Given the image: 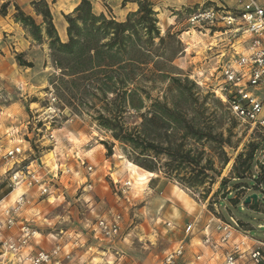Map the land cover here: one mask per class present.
Returning <instances> with one entry per match:
<instances>
[{
	"label": "rangeland",
	"instance_id": "rangeland-1",
	"mask_svg": "<svg viewBox=\"0 0 264 264\" xmlns=\"http://www.w3.org/2000/svg\"><path fill=\"white\" fill-rule=\"evenodd\" d=\"M261 1L264 3V0ZM210 2L205 1L203 4L183 7L177 11L175 29L165 28L164 21L161 20L159 26L163 36L169 33L179 35L167 36L162 45L159 39L156 40L160 53L168 51L170 55L171 51L178 50L173 59L175 72L179 73L177 76L182 79L189 80V83L184 85L190 89L194 98H198V103L192 106L193 110L189 113L193 114L194 110H199L206 112L207 115L213 113L225 115L223 127L225 136L229 135L227 129L234 124L231 142L235 148L225 147L230 158L225 167L217 160L220 150L216 146L210 148L205 144L207 155L216 161V167L221 172V176H217L213 171L207 172L209 175L207 181H210V177L217 180L207 199H203V194L209 190V182L204 187L190 188L176 179L166 177L164 173H154L156 176H153L152 172L141 170V167L129 159L123 144L99 125L96 119L100 113L109 115L108 111L114 109L121 114L123 111L121 98L115 104H109L110 101L100 99L101 96L98 99L78 96L71 106L66 96L67 92L58 93L56 90L57 84L54 81L61 76V70L55 66L47 43L38 45L34 41V44L42 47L48 55L46 66L49 74L43 82L37 80L36 83L35 74L31 72L26 74L13 69L14 56L17 60V55L23 57V54L13 55L17 53L13 50L11 57L6 59L1 57L4 53L0 51V147L3 150L22 143L26 149L24 156L33 158L34 155H40L39 151L42 149L36 148L34 141L41 131H44V124H50L52 129L62 127L71 120L70 123L77 122V125L87 126L93 132L94 138L85 145L87 149H92L98 141L108 142L113 148L111 156L117 161L115 167L126 169L128 166L127 174L121 178L132 177L135 181L133 188L124 195L114 185V180L120 177L114 173L112 176L100 178L98 161L87 158L90 162L85 161L94 165L97 173L93 176V189H85L84 167L80 163L77 165L70 163L78 158L72 154L62 157L54 151V145L46 147L44 161L47 168L55 169L59 163L64 164L63 169L69 166L74 172L63 177L64 187L61 192L64 196L51 198V201H36L29 210V214L35 220L34 227L41 234L36 239L37 243H34L36 249H50L54 243L61 241L66 244L67 250L72 251V258L65 260L64 264H162L166 252L183 237L182 229L186 223L197 221L198 228H202L213 216L223 219L234 216L242 223L244 229L251 231L253 237L264 240V227H260L261 224L264 226V181L262 184L254 181V178L259 176L264 179V134L239 124L228 105L219 96L221 94L219 89L223 84L221 66L232 59L235 48L244 43L243 37L233 38L234 32L226 31L227 28L224 27L207 26L200 29L193 28L188 22L190 14L198 10L222 6L237 9L240 3L239 0ZM108 11V17H112L110 7ZM54 19L58 31L63 32L65 16L56 12ZM142 85L147 89L153 87L150 90L151 97L164 100L169 82H144ZM51 94L58 98V102L53 104L56 113L54 109L50 110L48 107ZM143 98L145 108L141 111L127 108L122 112L123 121L130 127L139 125L142 122L141 113L148 112L151 106L152 102L145 94ZM250 142L259 145L255 154V165L250 173L245 174L246 179H239L233 172V165L237 154L244 151ZM188 144L193 147L199 146L193 141H188ZM106 153L108 155V150ZM97 154L94 152L93 157ZM3 170L4 168L0 169V175ZM223 178L228 179L226 186L223 192L215 195L221 189ZM159 180H163L164 185L159 186ZM5 181V178L0 176V197L9 192ZM254 193H258L256 203L259 205L258 210L251 206L253 201L251 205L243 202L245 196ZM219 201H222V205ZM111 211L122 215L123 234L114 241L102 242L93 237L89 225H92L99 216ZM169 223L172 225L169 226ZM178 264L185 262L181 261Z\"/></svg>",
	"mask_w": 264,
	"mask_h": 264
},
{
	"label": "trees",
	"instance_id": "trees-1",
	"mask_svg": "<svg viewBox=\"0 0 264 264\" xmlns=\"http://www.w3.org/2000/svg\"><path fill=\"white\" fill-rule=\"evenodd\" d=\"M125 1L137 2L139 8L129 13L125 20L119 21L113 16L95 14L91 0H82L72 14L65 15L67 41H63L59 35L48 0L32 2L34 11L42 18L41 23L18 5H15L14 19L38 45L48 44L54 64L61 70V76L54 81L56 90L58 93L67 92L65 95L71 106L78 96L97 99L101 96L100 99L110 101L109 104H115L121 98L123 111L127 108L141 111L145 108V94L152 103L148 112L141 113L142 122L139 125L130 127L123 121V111L120 114L114 109L108 111L109 115L100 113L96 120L123 144L129 159L142 169L164 173L166 177L190 188L204 187L209 182V190L203 194V199H207L217 182L215 177L207 181V172L213 171L217 176H221V172L216 167V161L207 155L205 144L220 150L217 160L225 167L230 161L225 147L235 148L231 142L234 124L227 129L229 135L225 136V115H207L199 110L189 113L193 110L192 106L198 103V98H194L184 85L189 80L182 79L175 72L173 59L178 50L171 51L170 55L168 51L160 53L156 43L159 39L162 45L167 36L179 34H161L158 11L151 0ZM8 6L9 2L2 4V15L7 14ZM17 60L22 66H34L22 55H17ZM164 81L169 82L164 100L151 97L153 87L147 89L142 85L144 82ZM188 141L199 146L193 147ZM102 144L107 148L108 155H112V146L106 141H102ZM258 149V144L250 142L244 151L237 154L233 165L237 178H247L245 174L252 171ZM254 179L261 184L264 181L260 176ZM227 180L222 179L221 189L215 195L223 192ZM247 197L243 198L244 203ZM252 201V205L251 202L245 204L258 210V201ZM219 203L222 205V201Z\"/></svg>",
	"mask_w": 264,
	"mask_h": 264
},
{
	"label": "built area",
	"instance_id": "built-area-1",
	"mask_svg": "<svg viewBox=\"0 0 264 264\" xmlns=\"http://www.w3.org/2000/svg\"><path fill=\"white\" fill-rule=\"evenodd\" d=\"M239 3L237 9L222 6L198 10L190 14L188 22L200 29L224 27L234 32L233 38L243 37V49L235 48L232 59L221 66L223 84L219 96L242 126L264 134V3ZM57 102V96L51 94L48 107L55 113L53 104ZM49 138L55 139L52 133ZM21 144L5 150L0 147V169L4 168L0 176L9 190L0 197V264H64L72 258L66 244L58 241L50 249L34 246L41 234L29 210L36 201L61 197L63 177L74 171L69 166L63 169L64 164L59 163L55 169L47 168L42 155L24 156L26 149ZM77 158L85 169V189L92 190L96 167ZM134 184L131 178L114 180L124 195ZM89 226L93 237L102 242L114 241L123 234L122 215L115 211L99 216ZM182 231L183 237L166 252L162 264H264V240L253 237L234 216H213L202 228H198L197 221H190Z\"/></svg>",
	"mask_w": 264,
	"mask_h": 264
},
{
	"label": "crops",
	"instance_id": "crops-1",
	"mask_svg": "<svg viewBox=\"0 0 264 264\" xmlns=\"http://www.w3.org/2000/svg\"><path fill=\"white\" fill-rule=\"evenodd\" d=\"M38 0H0V9L4 2H9L8 11L6 15H2L0 13V51L4 54H0L2 58L9 59L11 57L12 51L15 50L17 54H23V59L32 62L34 64L33 67H27L20 65L15 56L14 61L12 63V67L16 71H22L23 73L35 74V81L43 82L46 80V75L49 74L46 66L48 63L46 57L47 52L42 50V47L36 46L34 44V40L28 33V31L14 19V14L16 13L15 5L21 7L27 14H30L35 17L38 23L37 18H41L38 16L32 7V2ZM82 0H48L51 5L52 13L54 17L57 14L69 15L72 14L75 8L81 3ZM155 5V10L158 11V17L164 21L165 28L173 27L177 25V11L183 9V7H190L193 5L203 4L205 1L216 2L218 0H151ZM93 12L97 15L105 14L109 15L108 8L112 9L110 13L119 21H123L126 19L129 13L137 11L139 5L134 1H125V0H91ZM56 20V19H54ZM66 21V19H65ZM56 24V23H55ZM67 21L64 24V31L59 32V35L63 41H67ZM57 27V25H56ZM58 29V28H57ZM66 29V33H65ZM5 35L7 38H5ZM236 46V43H235ZM14 47V48H13ZM244 44H239L237 46V50H242ZM47 55V56H46ZM48 58V57H47ZM1 61V59H0ZM2 64V63H1ZM50 68V67H49ZM38 80V81H37ZM69 122L64 123L62 127L52 128L50 124H44V131L42 130L37 139L34 141L36 143V148L42 149L39 154L42 157H45L46 147L55 145L54 151L57 154L62 155V157L69 156L72 154L75 158L79 157L81 160H86L90 162V160L98 161L100 165V178L104 176H108L112 174H116L120 178L117 177L116 180H125L122 179V176L127 174L128 166L126 169L116 168L115 165L117 161H114V158L111 155H107V150L101 142L98 141V144L92 146V149H87L85 145L89 144L93 137V132L87 126L77 125V122ZM54 135L53 140L49 138L50 134ZM56 141V142H55ZM33 146V147H34ZM98 153L93 157V153ZM116 155V154H115ZM85 158V159H84ZM89 158V159H87ZM76 161V162H75ZM75 161H71L70 163L73 165H77L80 163L79 159ZM78 162V163H77ZM115 163V164H114ZM135 166V165H133ZM137 167V166H135ZM109 168V169H108ZM139 168V167H137ZM141 169V168H139ZM110 170V172H109ZM143 170V169H141ZM145 171V170H143ZM97 170L95 171V174ZM131 177V176H130ZM132 178V177H131ZM155 178V177H154ZM113 179V177H112ZM133 179V178H132ZM155 180V179H154ZM158 185H164L163 180L158 181Z\"/></svg>",
	"mask_w": 264,
	"mask_h": 264
},
{
	"label": "water",
	"instance_id": "water-1",
	"mask_svg": "<svg viewBox=\"0 0 264 264\" xmlns=\"http://www.w3.org/2000/svg\"><path fill=\"white\" fill-rule=\"evenodd\" d=\"M252 200H254L255 202L258 201V193H254L251 196H248L245 200V203H250Z\"/></svg>",
	"mask_w": 264,
	"mask_h": 264
},
{
	"label": "bare ground",
	"instance_id": "bare-ground-1",
	"mask_svg": "<svg viewBox=\"0 0 264 264\" xmlns=\"http://www.w3.org/2000/svg\"><path fill=\"white\" fill-rule=\"evenodd\" d=\"M137 170V169H136ZM138 171V170H137ZM153 176L155 175L156 176V174H154V173H151ZM109 263H111V262H109Z\"/></svg>",
	"mask_w": 264,
	"mask_h": 264
}]
</instances>
